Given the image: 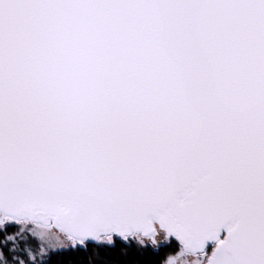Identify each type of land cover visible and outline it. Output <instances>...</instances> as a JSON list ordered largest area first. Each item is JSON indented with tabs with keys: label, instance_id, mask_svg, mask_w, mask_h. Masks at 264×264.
I'll return each instance as SVG.
<instances>
[{
	"label": "snow or ice",
	"instance_id": "1",
	"mask_svg": "<svg viewBox=\"0 0 264 264\" xmlns=\"http://www.w3.org/2000/svg\"><path fill=\"white\" fill-rule=\"evenodd\" d=\"M149 245L264 264V0H0V264Z\"/></svg>",
	"mask_w": 264,
	"mask_h": 264
},
{
	"label": "trees",
	"instance_id": "2",
	"mask_svg": "<svg viewBox=\"0 0 264 264\" xmlns=\"http://www.w3.org/2000/svg\"><path fill=\"white\" fill-rule=\"evenodd\" d=\"M149 251L141 252L138 257L140 264H163L164 260L171 254L177 252L178 247H164L155 248L154 246H148ZM57 260H63L65 264H86L88 260L91 259V254L89 253H63L56 257Z\"/></svg>",
	"mask_w": 264,
	"mask_h": 264
},
{
	"label": "rangeland",
	"instance_id": "3",
	"mask_svg": "<svg viewBox=\"0 0 264 264\" xmlns=\"http://www.w3.org/2000/svg\"><path fill=\"white\" fill-rule=\"evenodd\" d=\"M150 246H151V245H150ZM178 250H179V249H178ZM178 250H176V251H178ZM53 251H55V250H53ZM175 253H176V252H175ZM175 253H174V254H175ZM174 254H171V255H174ZM166 259H167V258H166Z\"/></svg>",
	"mask_w": 264,
	"mask_h": 264
}]
</instances>
